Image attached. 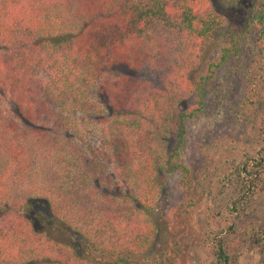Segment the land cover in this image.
<instances>
[{"label":"trees","instance_id":"trees-1","mask_svg":"<svg viewBox=\"0 0 264 264\" xmlns=\"http://www.w3.org/2000/svg\"><path fill=\"white\" fill-rule=\"evenodd\" d=\"M221 24L209 0H0V264H157L159 178L188 172L186 120L250 33L264 58V0L205 63ZM116 66L157 84L96 78ZM262 88L253 76L239 106L263 102ZM256 149L238 165L241 194L262 173L264 137ZM213 246L211 264H227Z\"/></svg>","mask_w":264,"mask_h":264},{"label":"rangeland","instance_id":"rangeland-1","mask_svg":"<svg viewBox=\"0 0 264 264\" xmlns=\"http://www.w3.org/2000/svg\"><path fill=\"white\" fill-rule=\"evenodd\" d=\"M209 2L222 24L212 32L205 63L217 57L223 32L240 28L249 5V0H236L231 7H222L216 0ZM254 41L255 35L250 33L238 54L215 71L203 95L201 111L186 120L181 154L188 168L186 176L174 173L159 178L162 189L156 204L153 242L157 264H211L217 241L226 253L227 264L261 263L263 251L256 239L264 223V167L254 189L245 194H241L246 187L241 186L237 174L240 162L245 156H254L257 143L264 137V100L255 106H239L252 77L264 79V58ZM96 78L152 85L158 81L155 73L126 66L103 70ZM193 104L191 99L181 105L187 109ZM2 108H9L6 97ZM35 209L47 216L42 201ZM51 233L67 237L54 230Z\"/></svg>","mask_w":264,"mask_h":264}]
</instances>
